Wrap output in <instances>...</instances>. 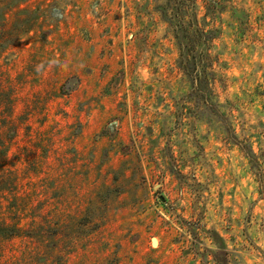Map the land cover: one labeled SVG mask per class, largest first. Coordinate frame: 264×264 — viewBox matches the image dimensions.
<instances>
[{"label": "rangeland", "instance_id": "1", "mask_svg": "<svg viewBox=\"0 0 264 264\" xmlns=\"http://www.w3.org/2000/svg\"><path fill=\"white\" fill-rule=\"evenodd\" d=\"M191 1L197 83L167 0H0V264H264V0Z\"/></svg>", "mask_w": 264, "mask_h": 264}, {"label": "trees", "instance_id": "2", "mask_svg": "<svg viewBox=\"0 0 264 264\" xmlns=\"http://www.w3.org/2000/svg\"><path fill=\"white\" fill-rule=\"evenodd\" d=\"M209 2L212 4L217 3L214 0H209ZM164 6H168L167 9L170 6V15H168L167 12H163L165 13V19L173 27L182 58L187 65L191 66V73L194 75V81L197 83L200 75L199 71L202 70L203 67V48L213 36L211 32H206L204 28L198 24V17L191 0H167ZM165 7H163L162 11H166ZM187 15H189L188 22L185 21ZM195 43L203 48L190 54L191 48L189 46L194 48ZM188 57H190V61Z\"/></svg>", "mask_w": 264, "mask_h": 264}, {"label": "water", "instance_id": "3", "mask_svg": "<svg viewBox=\"0 0 264 264\" xmlns=\"http://www.w3.org/2000/svg\"><path fill=\"white\" fill-rule=\"evenodd\" d=\"M160 198L163 200V197L160 196Z\"/></svg>", "mask_w": 264, "mask_h": 264}]
</instances>
